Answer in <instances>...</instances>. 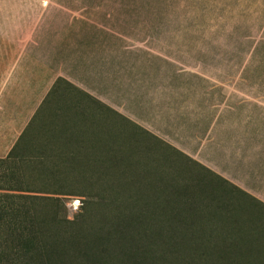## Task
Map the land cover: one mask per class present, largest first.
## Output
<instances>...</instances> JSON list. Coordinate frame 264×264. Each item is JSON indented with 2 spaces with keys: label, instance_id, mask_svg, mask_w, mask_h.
Returning a JSON list of instances; mask_svg holds the SVG:
<instances>
[{
  "label": "crops",
  "instance_id": "0c3cea01",
  "mask_svg": "<svg viewBox=\"0 0 264 264\" xmlns=\"http://www.w3.org/2000/svg\"><path fill=\"white\" fill-rule=\"evenodd\" d=\"M44 5L1 19L22 26L38 16L35 31L54 35L32 41L51 44L35 55L0 58V159L18 144L38 159L85 160L104 152L93 146L109 132L119 151L153 153L157 170L186 183L230 185L264 214V137L237 128L235 105L221 103L213 77L129 50L136 43H87V23L68 17L74 9Z\"/></svg>",
  "mask_w": 264,
  "mask_h": 264
},
{
  "label": "rangeland",
  "instance_id": "374dc122",
  "mask_svg": "<svg viewBox=\"0 0 264 264\" xmlns=\"http://www.w3.org/2000/svg\"><path fill=\"white\" fill-rule=\"evenodd\" d=\"M40 1L38 5L36 0H0V58L11 57L14 62V57L25 55L30 51V55H35L36 49L51 45L50 43H32L37 38L42 39L44 34L35 31L39 24L38 16L33 17L31 21L22 26L12 23L11 20L7 23L1 21L6 18L4 14L8 11L15 13L19 8L39 9ZM43 7L74 9V11L71 10L72 12H67L68 17L84 20L87 23V43H136L129 50H139L140 54L170 56L179 62V67L182 70L202 72L213 77L214 82L219 83L221 103L227 102L235 105L237 128L243 127L245 130H249L253 137H264V0H46V5ZM7 18L13 19L14 16L10 15ZM51 35H54V32L44 34L45 39H50L49 42L52 40ZM55 43L67 42L58 41ZM68 43L70 42L68 41ZM74 43L84 42L77 40ZM107 134L108 137L105 139L108 146L116 144L117 136L109 132ZM72 147L76 153H87V144H72ZM139 155L135 157L136 161L144 164L147 159L152 162L153 158L156 159L153 153H150V156L148 153H144V161L140 160ZM164 158L166 163L170 161L166 156ZM105 159L107 164L104 165V169L96 171L138 173L135 177L131 176L132 182L128 181L129 177L124 176H96L91 178L92 184L75 185L74 189L90 192L95 195V199L89 197L88 194L83 197L58 196L61 201L59 217L73 223L75 229L85 231L87 243L100 230V226L96 223L97 216L100 214V202L106 204L111 200V202L120 204L126 202L136 204V198L141 195L142 201L156 204V206L173 207L176 204L183 206V202L176 201L170 196L169 191L166 190L167 187L163 184L155 183L156 181L150 182L154 178H150V181L141 180V177L146 178V176L138 174L148 172L147 169L140 166L139 169H133L130 167V163L123 162L112 166L111 162L113 161L108 160L110 158L107 157ZM57 162L60 167L70 166L72 163L64 160ZM77 163L78 161L75 164ZM10 165L9 163L8 165L0 164V177L2 173L5 174V170H7L5 167ZM159 165L163 167L162 162L149 163L148 168L154 172ZM94 167L93 165L92 168H87V171H95ZM9 168L12 174H17L14 166ZM168 171L170 172V170ZM148 174L150 175V171ZM162 177L165 176H155V178ZM25 181L33 183V180L29 178ZM126 182L131 184L128 185ZM4 184H8V177L4 182L3 179L0 180V185ZM131 186L134 191L138 189L140 192H132ZM158 186H162V189H159ZM36 187L37 189L41 188L40 186ZM118 188L124 190H117L120 194L117 201L116 193L110 191ZM13 193L40 195L24 192ZM15 202L19 203L18 205L23 204L30 207L32 211L33 209L39 211L41 207L37 200L16 199ZM152 209L150 213L152 218L158 221L166 219L164 209ZM134 210L138 212L140 208H134ZM143 210L148 212L151 209L143 208ZM198 211L202 215L190 212L179 214V217L189 220L193 217L197 218V221L203 222L187 224V227L192 228H188V232L190 234L192 230L194 231L193 235L202 237L200 239L202 242H208L207 245L210 248L206 247L207 249L202 250L213 254L216 258L215 261L219 258L217 255L224 253L219 256L222 255L230 264H264V239L259 240L260 242H256L252 238L248 239L252 246L243 248V250L235 246L232 247L235 244L234 238L237 236L232 232V228L229 231L228 224L219 220V223H214L215 228H213V220L204 216L201 209ZM259 212L256 210L249 215L256 219L261 215ZM3 218H6V215H0V220ZM17 218L16 220H21L22 214H19ZM221 219L223 218L221 217ZM257 221V224L262 227L260 230L262 231L264 226L261 224L264 223V216L258 218ZM248 225H254L250 218ZM161 227L165 231L168 230L167 224L162 223ZM254 227L258 228L257 225ZM251 231L255 236L253 229ZM3 235V229H0V251H5L8 247ZM13 241L14 245L18 242L14 237ZM201 241L200 243H202ZM241 242L238 244L239 246H241ZM241 252L248 255H243Z\"/></svg>",
  "mask_w": 264,
  "mask_h": 264
},
{
  "label": "trees",
  "instance_id": "16d2710c",
  "mask_svg": "<svg viewBox=\"0 0 264 264\" xmlns=\"http://www.w3.org/2000/svg\"><path fill=\"white\" fill-rule=\"evenodd\" d=\"M100 144H95L93 148L102 149L104 152L96 151L91 154L93 158L85 160H70L69 162H72L70 166L66 163L67 166L60 167L57 161L38 159L30 154H24L18 144L5 159H0V164H11L5 167L7 169L5 174L2 173L0 177L3 182L8 177V184L0 185V215H6V218L0 220V229H3V236L8 244L5 251H0V264H117V262L118 264H230L222 256L224 253H220L221 256L217 255L219 260L215 261L213 254L202 250L210 248L208 242H202L200 240L202 237L193 235L192 230L189 234L187 224L203 222L193 217L190 220L179 217V214L190 212L202 215L198 211L200 209L204 216L213 220V228H215L214 223L219 221L228 224V230L232 228V232L237 235L232 247L243 250L252 246L248 239L252 238L256 242L264 239V229L260 231L262 227L257 224V219L264 214L256 219L251 217L249 214L256 211V207L244 195L242 196L245 198L234 196L235 188L233 189L232 186L213 184L203 178L199 179V184L186 183L185 179H179V176L166 174L164 171L160 172L156 170L157 168L153 172L148 168V164L153 162L148 159L145 164L136 161L137 153L119 151L115 144L108 146L105 141ZM106 157L113 161L112 166L123 162L130 163L133 169H139V166L147 169L148 172L138 174L146 176V178L141 177V180L150 181L154 178L150 182L163 184L167 187L170 196L176 201L183 202V206L178 204L173 207L156 206L142 201L141 195L136 198V204L131 202L120 204L111 200L106 204L100 202V214L96 222L100 230L87 243L85 231L75 229L73 223L59 217L61 201L58 196L83 197L88 194L95 199V195L90 192L74 187L92 184L91 178L96 176H124L129 177L128 181L132 182L131 176L135 177L138 172L124 174L123 171L118 173L96 171L104 169V165L107 164ZM77 161L78 163L75 164ZM93 165L95 171H87V168H92ZM11 166H14L17 174L11 173L9 168ZM155 176L166 178H155ZM27 178L32 179L33 183L25 181ZM129 182L126 183L129 185L131 184ZM36 186L41 188L37 189ZM158 187L162 189V186ZM131 188L132 192H140L138 189L134 191L132 186ZM117 190L124 189L118 188L110 192L116 193L115 199L118 201L120 194ZM13 192L40 195H21ZM16 199L37 200L41 204L40 210L32 211L26 205H18ZM249 205L253 206L249 207ZM134 208L140 210L135 212ZM143 208L151 210L145 212ZM152 208L164 209L166 219L158 221L152 218L150 215ZM19 214H22V219L16 220ZM249 218L258 228L248 225ZM162 223L167 224L168 230L162 229ZM261 225L264 226V223ZM258 232L260 233L257 234ZM13 237L18 241L16 245L13 243ZM240 242L241 246L238 245ZM241 254L248 255L244 252Z\"/></svg>",
  "mask_w": 264,
  "mask_h": 264
},
{
  "label": "bare ground",
  "instance_id": "6f19581e",
  "mask_svg": "<svg viewBox=\"0 0 264 264\" xmlns=\"http://www.w3.org/2000/svg\"><path fill=\"white\" fill-rule=\"evenodd\" d=\"M75 206V205H74Z\"/></svg>",
  "mask_w": 264,
  "mask_h": 264
}]
</instances>
